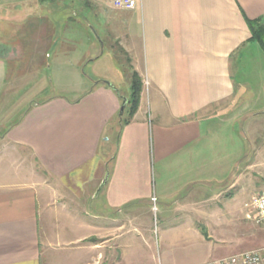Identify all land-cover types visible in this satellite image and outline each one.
I'll use <instances>...</instances> for the list:
<instances>
[{
    "label": "crops",
    "instance_id": "1",
    "mask_svg": "<svg viewBox=\"0 0 264 264\" xmlns=\"http://www.w3.org/2000/svg\"><path fill=\"white\" fill-rule=\"evenodd\" d=\"M78 2L122 46V70L100 66L111 59L94 44L79 56L60 51L45 2L0 0V264H59V250L75 264L213 261L214 234L264 191V147L242 166L238 156L217 159L210 126L231 124L238 137L237 123L264 116V0H137L128 12ZM90 65L92 90L29 101L9 126L44 70L77 76ZM132 72L143 91L120 133L122 100L104 81L130 94Z\"/></svg>",
    "mask_w": 264,
    "mask_h": 264
},
{
    "label": "rangeland",
    "instance_id": "2",
    "mask_svg": "<svg viewBox=\"0 0 264 264\" xmlns=\"http://www.w3.org/2000/svg\"><path fill=\"white\" fill-rule=\"evenodd\" d=\"M78 1L79 0H48V2H45V8L48 6V10L43 9V12L44 15H47L48 20L52 23L53 29L56 31L54 41L59 39L63 40V43L59 46L60 51H63L65 48L69 51L71 50L72 55L74 54L73 56H79L85 54L89 50L90 44H94L95 52L105 53L106 58L111 59V61H108L109 63H107L108 65H106V67L104 63H100L102 64L100 66H104V68L110 70L116 64V66L122 70V64L123 66L125 64L123 61L122 64H120L119 59H116V55H118V57L120 55L124 57L122 46L119 42H114L109 37L103 39L99 33L102 29H100L97 24V22H99L100 25L103 23L102 20H100L99 14L96 10H86V7H82L86 10L84 13L83 9H79L78 6L80 5V2ZM87 1L90 3L95 2L105 5L108 4L99 0ZM63 4H65L64 8L66 9H63ZM51 7L56 9L51 11L49 9ZM71 13L72 16L77 13L76 16L73 17V19H75L74 21L69 20ZM106 16L109 18H117L115 16V11L113 10L107 12ZM84 32H86L92 42H88L89 39L84 36ZM72 36L76 37V39L80 38L75 49L70 47L67 48V46H72V44L68 42ZM111 45H113V49ZM51 52H53V50H51ZM55 52L56 50L53 52L52 56L56 54ZM79 72H81V74H79ZM79 72L77 76H74L69 74L66 70L63 74H57L54 68L53 70H44V72H42L43 75L41 76V81L32 82V90L24 93L25 101L24 103H21L20 108L17 107V109L14 110L9 126H12L20 121L27 110L26 106L29 105V101H32V104H34L51 97L59 96L72 100L81 96L86 89L89 88L92 90L96 83L95 80L97 79L93 78V80L91 78V65L87 66L86 69L85 67L81 68ZM31 78L34 80L39 78V76L33 74L31 75ZM111 79L119 85V78L116 80L114 76H111ZM86 83L90 86L85 85ZM118 87L123 96L129 95L128 84L123 83ZM210 126H212V129L217 134L215 138L217 146V159L223 158L225 161L227 155L230 154L233 155V159L235 160L238 156L242 166V164H245L248 161H255L257 159L259 149H263L264 147V116L258 117L253 121L242 120L237 123L234 126V129L238 133V137H235V135L233 136L228 132L231 131V124L212 123ZM112 138H110L111 142H113L111 145H115V139L114 137ZM111 147L112 146H110V148ZM114 148L115 147L113 146V150ZM251 189L255 190L254 188ZM245 212L244 203L240 202V204L236 206L233 214L232 220L234 225L227 228L228 224L225 223L223 224L224 228L222 227L221 231H219L216 235L214 234L212 245H215L216 250L215 256L212 258L213 260L219 255H227L224 256L226 258L228 256L249 252L264 246V232L244 219ZM54 254V257L59 264H65V262L66 264H75L73 261H66L74 254L72 252L59 250ZM224 257L220 259H223Z\"/></svg>",
    "mask_w": 264,
    "mask_h": 264
},
{
    "label": "built area",
    "instance_id": "3",
    "mask_svg": "<svg viewBox=\"0 0 264 264\" xmlns=\"http://www.w3.org/2000/svg\"><path fill=\"white\" fill-rule=\"evenodd\" d=\"M108 3L113 9L120 11H134L137 0H99ZM153 211H157V198L151 199ZM244 209L249 212L248 219L259 229L264 231V191L251 197ZM204 264H264V246L258 249L232 255L223 259L209 261Z\"/></svg>",
    "mask_w": 264,
    "mask_h": 264
},
{
    "label": "trees",
    "instance_id": "4",
    "mask_svg": "<svg viewBox=\"0 0 264 264\" xmlns=\"http://www.w3.org/2000/svg\"><path fill=\"white\" fill-rule=\"evenodd\" d=\"M41 1L48 2V0H41ZM63 9H66V8H63ZM70 15L71 16L69 19H73L72 13ZM249 24L252 27L253 23L250 22ZM142 91H143V81L140 75L137 72H132L130 76V94L127 96L129 98V105L122 118H120L118 115V124H119L120 133H121L122 128L131 122L136 111L138 110L139 105H140ZM107 172L110 173V169L107 170Z\"/></svg>",
    "mask_w": 264,
    "mask_h": 264
},
{
    "label": "water",
    "instance_id": "5",
    "mask_svg": "<svg viewBox=\"0 0 264 264\" xmlns=\"http://www.w3.org/2000/svg\"><path fill=\"white\" fill-rule=\"evenodd\" d=\"M104 84L110 88L111 90H113L114 92L117 93V95L121 98L122 100V104H121V108L119 111V117L122 118L125 114V111L129 105V98L127 96H123L121 95L120 91L118 90V88H116L111 82L109 81H105ZM109 180V172H106L105 177L101 183V186L99 187L98 191L95 194V197H97L100 193V191L102 190V188L108 183Z\"/></svg>",
    "mask_w": 264,
    "mask_h": 264
}]
</instances>
